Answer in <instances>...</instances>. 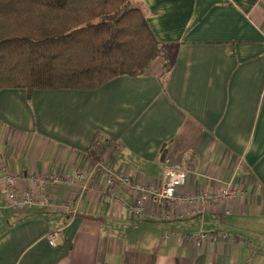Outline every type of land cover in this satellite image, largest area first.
Here are the masks:
<instances>
[{"label": "crops", "instance_id": "1", "mask_svg": "<svg viewBox=\"0 0 264 264\" xmlns=\"http://www.w3.org/2000/svg\"><path fill=\"white\" fill-rule=\"evenodd\" d=\"M132 2L146 6L162 42L144 75L94 90L0 92V264H264V0ZM92 148L149 184L180 163L189 177L179 192L189 195L223 186L210 178L224 182L239 166L245 196L198 215L152 219L130 213L132 191L96 174L75 217L61 205L10 207L7 172L20 176V191L34 174L88 178ZM48 192L66 202L78 187ZM200 230L228 231L244 244L162 237Z\"/></svg>", "mask_w": 264, "mask_h": 264}, {"label": "trees", "instance_id": "2", "mask_svg": "<svg viewBox=\"0 0 264 264\" xmlns=\"http://www.w3.org/2000/svg\"><path fill=\"white\" fill-rule=\"evenodd\" d=\"M146 9L132 0H0V92L94 90L144 75L162 50ZM89 156L101 159L93 148Z\"/></svg>", "mask_w": 264, "mask_h": 264}, {"label": "built area", "instance_id": "3", "mask_svg": "<svg viewBox=\"0 0 264 264\" xmlns=\"http://www.w3.org/2000/svg\"><path fill=\"white\" fill-rule=\"evenodd\" d=\"M238 167V166H237ZM92 172L88 178L85 173L79 171L75 176H62L60 174L52 175L49 173L34 174L32 185L20 191V176L16 173L7 172L3 176L2 184L7 191V198L10 207L16 210L38 207V206H59L66 208L71 217H75L79 211L80 205L84 200V195L89 191L90 180L96 178V174L105 175L107 182L111 185L124 186L134 194L133 204L128 206L131 214L138 213L148 216L152 219H171L174 216L184 218L187 215H197L207 211L210 206L225 204L231 201L240 200L245 196V190L237 187L238 168L232 171L229 177L222 182L220 178H215V184L224 183L223 186L215 190L202 191L197 194L189 195L179 192V189L188 182L189 171L180 163L174 164L165 171L163 181L160 184H149L142 180L133 178L129 174L120 171L107 159H99L92 163ZM86 179V180H85ZM52 185L65 186L66 188L78 187L77 194L66 202H61L53 192H48ZM90 192V191H89ZM114 199H117V192L112 191ZM169 207L171 210L162 211L160 206ZM182 206H188V212L181 209ZM231 210L227 209L224 214L227 215ZM59 231L52 232L48 238L50 244L56 245V238ZM225 231H194L185 233L172 231L164 234L165 239L171 237H183L196 243L197 246L210 239L227 240L234 236Z\"/></svg>", "mask_w": 264, "mask_h": 264}, {"label": "rangeland", "instance_id": "4", "mask_svg": "<svg viewBox=\"0 0 264 264\" xmlns=\"http://www.w3.org/2000/svg\"><path fill=\"white\" fill-rule=\"evenodd\" d=\"M222 168H224V167H222ZM237 168H238V170H239V166H238V167H235L233 171L235 172ZM167 170H168V169H167ZM165 171H166V170H165ZM164 175H165V172H164L163 176H164ZM228 177H229V176H228ZM238 177H239V171H238ZM238 177H237V183H236V184H237V187L240 188V181H239L240 178H238ZM214 179H215V178H210V181H211L212 184H215ZM187 183H188V182H187ZM242 189L245 190L244 188H242ZM160 209H161L162 211H168V210H171V208H169V207H167V206L164 207V206H162V205L160 206ZM13 210L16 211V209H13ZM22 210H23V209H22ZM197 215H198V214H197ZM125 226L129 227V225L122 224L121 229H122L123 231L125 230ZM171 232H172V231H171ZM171 232H169V231H168V232H164L163 235H162L163 239H164V240H168V239H165V238H164V234H166V233H171ZM180 232H181V231H180ZM225 232L228 233V234H230V235L232 234V235L234 236L233 238H231V237L228 238V239H227L228 241L233 240V241L236 242L237 244H238L239 242H243V244H244V241L242 240L241 237L238 238L239 236L235 235L234 233H230V232H228V231H225ZM185 233H191V232H185ZM230 235H229V236H230ZM232 235H231V236H232ZM182 238H183V237H182ZM169 239H171V238H169Z\"/></svg>", "mask_w": 264, "mask_h": 264}]
</instances>
